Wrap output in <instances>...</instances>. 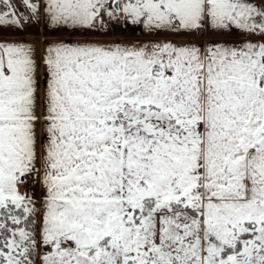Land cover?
I'll list each match as a JSON object with an SVG mask.
<instances>
[{"label": "snow or ice", "instance_id": "snow-or-ice-1", "mask_svg": "<svg viewBox=\"0 0 264 264\" xmlns=\"http://www.w3.org/2000/svg\"><path fill=\"white\" fill-rule=\"evenodd\" d=\"M0 264H264V0H0Z\"/></svg>", "mask_w": 264, "mask_h": 264}, {"label": "crops", "instance_id": "crops-1", "mask_svg": "<svg viewBox=\"0 0 264 264\" xmlns=\"http://www.w3.org/2000/svg\"><path fill=\"white\" fill-rule=\"evenodd\" d=\"M38 27L40 29H42L43 24L39 25ZM30 31H31V29H30ZM117 35H120L125 40V42H129V41H133V40H143L146 38L141 33H139V31L134 32V33H124V34L118 33ZM35 195H36L37 199L40 198L41 191H40L39 187L36 188Z\"/></svg>", "mask_w": 264, "mask_h": 264}, {"label": "built area", "instance_id": "built-area-1", "mask_svg": "<svg viewBox=\"0 0 264 264\" xmlns=\"http://www.w3.org/2000/svg\"><path fill=\"white\" fill-rule=\"evenodd\" d=\"M29 186H31V184Z\"/></svg>", "mask_w": 264, "mask_h": 264}, {"label": "rangeland", "instance_id": "rangeland-1", "mask_svg": "<svg viewBox=\"0 0 264 264\" xmlns=\"http://www.w3.org/2000/svg\"><path fill=\"white\" fill-rule=\"evenodd\" d=\"M29 187H31V186H29Z\"/></svg>", "mask_w": 264, "mask_h": 264}]
</instances>
